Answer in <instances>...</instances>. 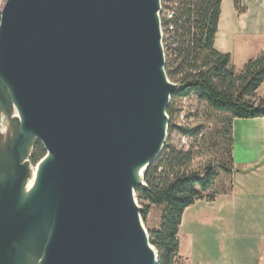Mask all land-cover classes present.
I'll list each match as a JSON object with an SVG mask.
<instances>
[{"label": "water", "instance_id": "water-1", "mask_svg": "<svg viewBox=\"0 0 264 264\" xmlns=\"http://www.w3.org/2000/svg\"><path fill=\"white\" fill-rule=\"evenodd\" d=\"M160 2L4 0L0 76L33 139L24 162L19 140L0 148V264H14L29 235L39 264H157L135 189L163 150L178 90L165 74ZM36 142L46 154L35 168L52 161L24 201ZM144 161L136 183L131 168Z\"/></svg>", "mask_w": 264, "mask_h": 264}, {"label": "trees", "instance_id": "trees-1", "mask_svg": "<svg viewBox=\"0 0 264 264\" xmlns=\"http://www.w3.org/2000/svg\"><path fill=\"white\" fill-rule=\"evenodd\" d=\"M223 0H161L160 26L165 53V74L178 86L166 110L169 118L167 140L159 157L145 170L144 186L135 189L146 223L152 208L159 210V225L148 230L149 243L157 253V264H183L179 257V228L186 209L197 201L212 202L222 189L213 192L221 174L230 176L233 169V121L264 118V97L257 91L264 84V53L249 60L240 72L231 66L229 54L214 48ZM239 1L235 0V7ZM172 18H168L169 13ZM169 28H172L170 31ZM194 96L217 113V125L210 134L203 127L183 131L197 148L177 150L168 143L175 130L173 117L177 101ZM213 155L197 163L198 150ZM46 152L36 142L29 162L35 166Z\"/></svg>", "mask_w": 264, "mask_h": 264}, {"label": "crops", "instance_id": "crops-1", "mask_svg": "<svg viewBox=\"0 0 264 264\" xmlns=\"http://www.w3.org/2000/svg\"><path fill=\"white\" fill-rule=\"evenodd\" d=\"M240 2L245 11H243L244 14L239 16V23L244 21L247 12L250 13L251 4L257 3L260 6L264 4L261 0H240ZM224 16L231 23L237 18L233 0H223L221 3L219 29L221 19ZM217 36H215L214 48L221 54H229L231 68L235 72H240L250 60L244 61L241 59L243 56L241 53L247 50L243 41H238L240 37L244 36L243 33L232 34L231 32L228 34L227 39L220 43L216 39ZM235 60L237 61L236 65H234ZM257 95L260 96L259 90ZM233 141V169L235 173L227 178V180H230V191L219 193L212 202L207 201V199L199 200L186 209L183 214L178 234L179 257L182 259L183 264H209L206 261H202L204 262L202 263L198 259H194L193 256L195 249L207 250L208 248L200 234V229L205 223L225 222L227 227L234 232V237H231V239L225 240L226 238H224L220 242L218 241L219 243L214 244L219 256L224 258V260L221 259V263L217 262V264H225L227 262L226 257L236 254L237 246L244 247V234L238 236L236 233L239 224L241 228L251 226L257 230H264V118L234 120ZM203 210H210V213L206 216L201 215L200 212ZM186 219H188L187 231L182 233V228L186 226ZM242 223L246 224L242 225ZM261 238L262 242L258 245L260 248L258 264H264V235ZM254 256L249 257L248 260L252 261Z\"/></svg>", "mask_w": 264, "mask_h": 264}, {"label": "rangeland", "instance_id": "rangeland-1", "mask_svg": "<svg viewBox=\"0 0 264 264\" xmlns=\"http://www.w3.org/2000/svg\"><path fill=\"white\" fill-rule=\"evenodd\" d=\"M238 1L239 5L238 7H235V0H233L234 9L237 11V18H235V21L231 23V21L226 16H224L223 19H221L220 29L218 27V36L216 35V39L220 43L224 42L227 39L228 34L231 32L232 34L238 32L243 33L244 36L240 37L238 41H243L244 47H247V50H244V52L241 53L243 55L241 59L246 61L247 59H255L257 56L264 53V4H262L263 6H260L257 3L251 4L250 13L247 12V16L244 18V21L239 23V16L244 14L243 11H245V8H243L240 0ZM261 1L264 2V0ZM3 4L4 0H0V10L3 7ZM238 46H240V44H238ZM236 64L237 61L235 60L234 65ZM259 95L264 96V84L259 89ZM1 103L0 142H2L4 146L5 141H7V139L10 140L12 136L14 128H11V124L15 119V116L10 113V121L8 122L6 119V106L3 105L4 102L2 99L0 100V104ZM175 110L176 112L172 119L175 130L171 133L168 143L174 146L177 150L187 151L191 145H193L194 148H197V144H200L201 142L199 139L194 140L188 135L183 134V131H191L203 127V132L210 134L211 130L214 129L218 122L217 113L209 110L205 104L200 103L194 96H191L188 99L177 101L175 104ZM197 150L201 153V155L197 158V163H205L209 159V156L213 155L212 153L210 154L204 150ZM28 168L30 173L35 171V166L30 165V163H28ZM227 178V175L221 174L215 183L213 192H217L218 190L222 189H230V180H227ZM138 207L141 210V206L139 204ZM200 213L201 215L206 216L208 213H210V210H203ZM159 217V210L152 208L146 223H143L142 221L146 232L158 227L160 220ZM187 222L188 219H186V226L182 228V233L187 231ZM243 224L246 223H242V225ZM200 232L201 238L208 248L207 250L195 249L193 251L194 259H198L200 262L206 261L209 264H217V262L221 263V259L224 260V258L219 256L214 244L219 243L220 240L224 238H226L225 240L231 239V237H234V232L227 227L225 222L205 223L203 224L202 229H200ZM236 233L238 236H242L244 234V247L237 246L236 254L226 257L227 262H225V264H258V256L260 255V248L258 245L262 242L261 236L264 235V230H257L251 226L241 228L239 224L237 226ZM252 256H254L252 261H249L248 258Z\"/></svg>", "mask_w": 264, "mask_h": 264}, {"label": "bare ground", "instance_id": "bare-ground-1", "mask_svg": "<svg viewBox=\"0 0 264 264\" xmlns=\"http://www.w3.org/2000/svg\"><path fill=\"white\" fill-rule=\"evenodd\" d=\"M0 90L2 91L3 95L8 100V103L11 106L12 115L15 116V119H17L19 122L17 129L14 128V130H13L10 140H12V143L15 140H19L18 144H21V146L19 148V158H21V161L24 162L25 158L27 157V155L29 153L30 145H31V141L33 139V136L30 133H27L22 129V116H21L20 111H19V109H18V107L14 101V98H13V95H12V92H11L9 86L1 78V76H0ZM166 115L167 114H165L164 116H166ZM12 137H13V139H12ZM2 147H5L7 149L8 144H5L3 146V143L0 142V148H2ZM51 161H52L51 156L47 155L46 158L43 159V161H41L38 164V166L35 168V171L32 173L31 180H28L24 183V185L22 187V195H23L24 201L30 199L33 191L37 187L39 176L44 171L45 166ZM147 163H148V161L138 162V163L133 164V166L131 168V175H132V179L136 183H142L141 178H142V174L145 170ZM22 242L24 244V249L19 247L20 250H23L22 252H20L18 248L16 249V254L14 256V264H22L18 260L20 253H21L22 258H23V256L27 257L23 264H39L41 262L40 258L36 257L35 254L32 253V251H31V253H29L27 251V249L34 248L35 243L33 240V236L29 235L27 238H24V240Z\"/></svg>", "mask_w": 264, "mask_h": 264}, {"label": "built area", "instance_id": "built-area-1", "mask_svg": "<svg viewBox=\"0 0 264 264\" xmlns=\"http://www.w3.org/2000/svg\"><path fill=\"white\" fill-rule=\"evenodd\" d=\"M160 6H161V2H160ZM161 10H162V6L160 7V13H161ZM172 12L171 13H169L168 15H167V17L170 19V18H172ZM170 29V31L172 30V28H169ZM161 34H162V38H163V33H162V30H161ZM164 50V49H163ZM164 56H165V53H164Z\"/></svg>", "mask_w": 264, "mask_h": 264}]
</instances>
